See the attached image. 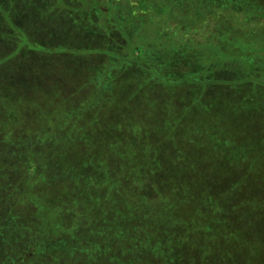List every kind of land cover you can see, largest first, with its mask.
<instances>
[{
	"label": "trees",
	"instance_id": "16d2710c",
	"mask_svg": "<svg viewBox=\"0 0 264 264\" xmlns=\"http://www.w3.org/2000/svg\"><path fill=\"white\" fill-rule=\"evenodd\" d=\"M199 1L0 0V70H8L0 72V264H70L61 243H52L70 239L84 246L74 249L76 264H167L162 246L177 236L173 246L186 249L178 256L172 248L173 264L202 253L209 264H231L226 249L218 254L201 242L216 240L217 225L188 237L183 228L191 224L179 214L199 208L207 179L224 178L235 165L242 170L231 180L254 175L206 147L214 130L229 125L220 115L235 98L241 101L228 113L264 130L263 101L258 110L246 107L264 98V49L239 52L232 42V34L251 36L264 25V0ZM205 8L213 15L203 20ZM154 48L161 50L148 51ZM21 56L26 73L9 67ZM164 77L174 82L168 99ZM202 130L209 137L198 147ZM19 139L22 189L11 178ZM210 157L224 161L202 162ZM215 215L208 221L226 224ZM148 238L154 241L142 242ZM154 244L155 261L145 249ZM261 248L251 251L263 255ZM140 254L145 260L132 259Z\"/></svg>",
	"mask_w": 264,
	"mask_h": 264
},
{
	"label": "rangeland",
	"instance_id": "374dc122",
	"mask_svg": "<svg viewBox=\"0 0 264 264\" xmlns=\"http://www.w3.org/2000/svg\"><path fill=\"white\" fill-rule=\"evenodd\" d=\"M201 2L202 1L200 0L198 3H201ZM202 4L203 3H201V5ZM189 5L191 6V4ZM196 5L197 4H193L194 7H196ZM205 10L207 9L205 8L204 11H201L203 20L206 19L205 17L213 15V12L206 13ZM256 25H255V28L257 30H255V34L256 35L260 34L261 39L260 37H254L256 36L255 34H250L251 36L232 34V38H233L232 42L234 45L233 47H237L236 51L241 52V49H254V48H260V47L264 49V25L263 24L261 25L256 24ZM250 28L253 31V26L251 24H250ZM207 30H211V29L207 28ZM222 37H224V35H222ZM204 43L205 42H201L200 45ZM11 48L13 47L10 46L5 51H10ZM127 48H128L127 50L125 49L126 53L127 51L130 52V49H131L129 48V46ZM156 50H161V49L159 48L148 49L149 52L152 51L154 53ZM215 50L219 54H223L222 50H220L218 46H216ZM18 62H20V64ZM11 64L12 65L9 66L10 68L13 66V64L16 67L19 65V67H21V70H23L25 73L28 71L29 66H30V65L28 66V63H26L27 66H22V56L16 62L12 61ZM167 65H169V63H167ZM179 65L181 67H184V63L182 61H180ZM169 66L174 67V66H177V64L174 61V63ZM27 67L28 69H26ZM6 70L7 69L3 67V69H1L0 72L2 74L3 73L2 71H4V74L2 75L0 74V75L7 76L8 70L7 72ZM164 79H165L164 85L162 86L163 88H166L167 90V93H168L167 99H168L174 91V85H173L174 82H173V79H170L167 77H164ZM224 82L216 81V84L220 85L221 83L224 84ZM20 84H22V81L21 83H19V85ZM186 88L187 90H189V87H186ZM198 88H199V85H198ZM198 93H201V91L199 92L198 90ZM194 97L195 96H193L192 99L195 101H198V99H196L197 97L196 98ZM219 100H222L221 103L223 104L226 103V102H223V101H226V99H219ZM233 100L235 102L231 103V106L230 105L224 106V109L222 112L225 114L220 115V116H225V119L227 118V116L230 117L229 118L230 121L228 123L229 125L226 126V129L223 128L224 131L219 132V133H217V131L214 130L213 138L215 139L208 140V145H207V142L205 141L206 139L204 138V136L209 137V134L208 135L205 134V130H202L203 132L202 137L204 139H201L200 132L198 133V135L197 134L195 135L197 136V138L196 137L195 138L197 139L198 147H200L203 144V142L206 143L204 145H207L206 149L209 150L211 155L216 156L217 154V156L219 157L220 152H221L223 157L227 156L226 160L230 162V165H232V162L234 161L236 162L239 161L240 165H242L243 168L246 165L245 168L248 169L249 171L251 170V167H253L252 173L254 175L248 174L246 177L245 176L240 177L239 178L240 180L239 179L231 180V179H234L233 178L234 176L230 177L231 176L230 173L237 172V174H239L240 173L239 170H242L240 166L238 167V165H235L236 168L232 172L230 173L228 172L226 177H224V178H227V180H223L224 179L223 177H219L216 179H211V178L207 179V180H210V183H211L210 187L205 186L204 184L200 188V190H198L197 196L202 198L200 199L201 201L199 203V208L198 209L195 208L194 211H191V209H187V208L184 210L182 209L179 215H181V218H183L184 221L187 220V223L189 222V224H191L188 226L184 225V228H183L184 230L188 232L187 233L188 237L193 236L194 233H192V231L196 230L197 228L202 227L203 224L206 225L207 223H209L212 226L217 225L216 226L217 229L218 230L220 229L221 231L219 234L215 235L218 230L216 231V229H213L214 233L212 235H215L213 236V239H216V240H207V241H202L201 239L200 240L201 242H203V246L209 245L210 249L217 250L218 254H221V251L226 249L224 250V252L226 253L227 251V254L230 255L229 258L232 259L231 264H232V261H235L234 264H264V253H262L263 255H261V254H255L256 252H254V251H259L261 247H262L261 250H264V245L260 246V242L264 244V237H261L262 241H260L261 239L258 240V235H257V233H260V235L264 236V187H263L264 177H262L264 176V142L262 140L264 138V130H261L259 128H250L252 123H250L249 121H245L246 118H244V120H241L240 122L239 121L240 119H238L234 113L229 114L228 112L233 109V106L236 107L238 101H241V99H236V98ZM242 101H245V100H243L242 98ZM259 101H263L264 103V98H262L261 100L255 99L253 105L246 104L247 109L258 110ZM202 106L205 107L204 105ZM189 113L187 114L190 116ZM200 116H204V115L200 114ZM237 122H238V125L244 124L245 125L243 127L244 129L243 128L241 129L240 126H236ZM183 139L185 140V144H187L186 142L188 139L186 140L184 136H183ZM185 144L184 146H186ZM31 145L32 144L30 142L26 143L27 147ZM187 146H192V145L188 144ZM37 147L39 148L41 146H39L38 144ZM198 147L197 149L193 150L195 152V155H197L196 150H198ZM201 149L202 151L204 150V148H201ZM249 149H253V151ZM218 150H221V151L218 152ZM223 150H226L227 154L224 153ZM229 151H232L230 155L228 154ZM12 152L15 154V157L14 159H12V162H11L13 165V167L11 166L12 167L11 178L14 181V183L17 182L16 185L17 186L20 185V188L22 189L25 184V183H22V139H19L16 142L12 143ZM218 157L215 159H212L210 157L206 159L207 161L202 160V159L201 160L202 162L204 161V164L208 162L206 165H208L209 162L213 164L216 163L218 165H221L224 160ZM247 157H250L251 159ZM255 159L259 160L260 161L259 164H261L262 166L258 165V167H256L257 161H255ZM232 167L233 166H231L230 170L232 169ZM212 176L213 175H211V177ZM224 205L225 207L227 206V208H225ZM222 207H224L226 210H224ZM215 214H218L221 220H225L226 224L222 223L221 221L217 223H214V221L212 223L209 222L208 220L212 216H216ZM203 218L205 219L206 223H204ZM144 222H146L148 225L152 223V222L148 223L147 221H144ZM149 229L151 232L152 227H150ZM187 236L185 235V238L183 240H186ZM179 239H180L179 236H177L174 239H167V240L164 239L165 243L163 244L162 249L164 253V250L166 251L165 246H167V255H168L166 259L167 264H173L174 263L173 260H175V258L173 259V256L171 253L172 248H175L174 250L179 251L178 256H180V254H182V251L186 249V246L183 244L179 245L177 248L173 246V245H176V242H179ZM254 239H257V242ZM143 241H149L152 243V241L154 240H151L148 238V240H142V242ZM192 242L199 244L196 241H192ZM52 243L53 244L61 243L59 246L60 247L59 250L63 251V255L65 257L64 260H66L67 262H70V264H76L75 258H77L76 256L78 252H76V250L74 249H77V247L79 246L81 251L84 250V246L82 244L80 245L79 244L80 242L74 243V240L72 241V239L62 240V241L54 240L52 241ZM92 243L97 244V241H93ZM255 243H257V245H255ZM222 246L224 248H221ZM138 248H142V247H138ZM219 248L221 249L219 250ZM240 248L244 251L243 254L240 253L239 251ZM256 248L257 250L251 251V249H256ZM145 249H146V254H147L146 256H148V259H152L155 261L156 256H158L156 257L157 259L160 258L161 255H157V249L155 247V244H154V248L149 246ZM139 250H142V249H139ZM65 253L67 254L65 255ZM142 254L134 255L132 259L137 260L138 262L140 259L145 260L146 256L142 257L141 256ZM208 254L213 255L212 252H208ZM83 257H84L83 259L84 261L85 254L83 255ZM184 257L187 258L186 256ZM256 257L257 259H254ZM121 258H122L121 255H119L117 260H121ZM179 258L182 261H184L182 259V256L178 257L176 260L179 261L178 260ZM106 259L107 258H102L101 261H106ZM209 260H210L209 257L205 256L202 253L200 254V256L198 255L197 257H193L190 263L188 264H209L208 262ZM154 263L156 264V262ZM141 264H145V263L141 262Z\"/></svg>",
	"mask_w": 264,
	"mask_h": 264
}]
</instances>
